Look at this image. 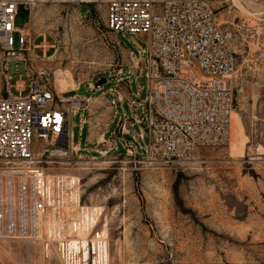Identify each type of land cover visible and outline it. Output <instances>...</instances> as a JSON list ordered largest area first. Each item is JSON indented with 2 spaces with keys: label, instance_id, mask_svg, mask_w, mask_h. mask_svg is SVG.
Returning <instances> with one entry per match:
<instances>
[{
  "label": "rangeland",
  "instance_id": "rangeland-1",
  "mask_svg": "<svg viewBox=\"0 0 264 264\" xmlns=\"http://www.w3.org/2000/svg\"><path fill=\"white\" fill-rule=\"evenodd\" d=\"M220 20L238 57L231 77V137L198 147L186 161L164 163L144 153L128 155L120 144L104 154L99 142L107 127L115 129L119 113L111 122L110 94L104 90L116 83L127 97L131 78L132 92L141 85L140 96L146 94L145 68L129 52L139 55L138 46L145 49L146 38L109 29L102 5L19 6L17 26L31 35L46 33L50 43L57 39L55 55L47 63L58 91H64L59 76L66 80L64 94H87L88 86L105 78L103 87L91 93L80 133L79 115L72 117L73 145L79 147L80 141L85 148L67 154L43 152L48 138L39 139L37 151L50 176L76 177L82 205L101 207L98 228L106 224L110 264H264V0H228ZM136 66L138 80L131 74ZM7 72L12 83L19 78L29 82L23 61H9ZM28 91L26 86L22 93ZM122 104L129 111L127 101ZM134 130H139L138 123ZM58 142L69 148L67 137ZM42 263L36 241L0 237V264Z\"/></svg>",
  "mask_w": 264,
  "mask_h": 264
},
{
  "label": "built area",
  "instance_id": "built-area-1",
  "mask_svg": "<svg viewBox=\"0 0 264 264\" xmlns=\"http://www.w3.org/2000/svg\"><path fill=\"white\" fill-rule=\"evenodd\" d=\"M227 1L0 0V237L36 241L42 264H110L108 235L98 228L101 212L82 220L87 205L80 203L75 180L64 174L50 176L37 151L39 139L48 138L43 152L80 149L73 145L72 117L79 115L80 133L91 93L103 84L88 86L87 94L58 91L47 63L55 55L57 39L50 43L46 33L23 32L15 23L19 6L102 5L109 29L146 38L147 47L138 46L139 55L129 48L145 68L146 94L140 96L141 85L132 92L131 78L127 97L116 91V83L108 87L116 92L110 98L111 122L119 113L115 129L107 127L99 142L104 154L120 144L128 155L144 153L147 159L170 163L186 161L198 147L221 144L229 136L234 109L231 77L238 57L220 20ZM37 36L43 38L34 42ZM49 48L53 50L47 54ZM9 61L24 62L28 83L21 78L10 81ZM138 67L131 72L137 80ZM26 86L29 91L22 93ZM124 100L129 111L122 107ZM64 137L68 149L58 142ZM49 218L56 222L52 229L47 227Z\"/></svg>",
  "mask_w": 264,
  "mask_h": 264
},
{
  "label": "bare ground",
  "instance_id": "bare-ground-1",
  "mask_svg": "<svg viewBox=\"0 0 264 264\" xmlns=\"http://www.w3.org/2000/svg\"><path fill=\"white\" fill-rule=\"evenodd\" d=\"M22 31L25 32V33H29L28 30H23L22 29ZM57 81H58V85L62 88V90H65L66 80L64 78H62V77L59 76L57 78ZM233 115H234V111L232 112V116H231V126H230V132H229V139H230L231 134H232L231 132H232ZM70 178L73 179V180H75V182L77 180L75 176H70ZM100 209H101V207H98V206L86 207V209L82 213V220L85 221V218L89 219V217H90L91 214L92 215L94 214V216L97 215V213H99ZM55 225H56L55 220L53 218H49V220L47 222V227L52 229ZM80 228H81L80 232L82 233L83 232L82 229L84 228L83 225H81ZM101 231H102L103 234H107L106 224L103 226V228H102ZM73 241H75V240H73Z\"/></svg>",
  "mask_w": 264,
  "mask_h": 264
},
{
  "label": "crops",
  "instance_id": "crops-1",
  "mask_svg": "<svg viewBox=\"0 0 264 264\" xmlns=\"http://www.w3.org/2000/svg\"><path fill=\"white\" fill-rule=\"evenodd\" d=\"M115 84V83H114ZM105 91V94L106 93H109L110 94V98L112 97V95H114L116 92L115 91H110L108 88L107 89H105L104 90ZM116 91H118V92H120V90H119V87H116ZM110 98H109V107H111V108H113V105L112 104H110ZM122 104V103H121ZM122 107H123V104H122ZM74 143V142H73ZM78 145H79V148H81V149H83V148H85L84 146L83 147H81V143H80V141H78V142H76ZM85 145H86V142H85Z\"/></svg>",
  "mask_w": 264,
  "mask_h": 264
},
{
  "label": "water",
  "instance_id": "water-1",
  "mask_svg": "<svg viewBox=\"0 0 264 264\" xmlns=\"http://www.w3.org/2000/svg\"><path fill=\"white\" fill-rule=\"evenodd\" d=\"M105 80V78L103 77L102 79H100L99 83H102Z\"/></svg>",
  "mask_w": 264,
  "mask_h": 264
}]
</instances>
